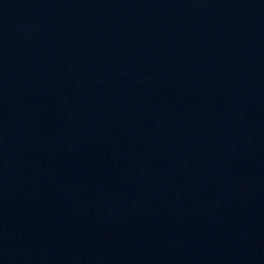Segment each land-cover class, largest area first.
I'll return each instance as SVG.
<instances>
[{
    "label": "water",
    "instance_id": "water-1",
    "mask_svg": "<svg viewBox=\"0 0 264 264\" xmlns=\"http://www.w3.org/2000/svg\"><path fill=\"white\" fill-rule=\"evenodd\" d=\"M0 264H264V0H0Z\"/></svg>",
    "mask_w": 264,
    "mask_h": 264
}]
</instances>
